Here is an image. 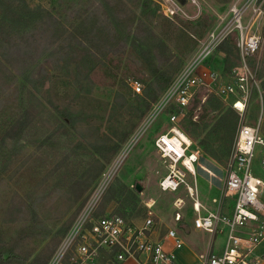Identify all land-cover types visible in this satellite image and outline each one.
<instances>
[{"label":"rangeland","instance_id":"rangeland-1","mask_svg":"<svg viewBox=\"0 0 264 264\" xmlns=\"http://www.w3.org/2000/svg\"><path fill=\"white\" fill-rule=\"evenodd\" d=\"M17 1L50 9L63 25L54 35L40 25L21 31L3 20L15 38L5 47L0 42V245L29 261L40 254L50 259L105 183L92 216L116 213L141 222L148 214L145 201L153 197L152 209L176 230L184 245L204 252L210 233L190 228L192 197L187 184L176 190L159 185L169 165L154 141L174 125L168 112L178 114V128L191 140L190 149L198 151L196 174L186 171L185 181L197 187L210 208L231 203L232 198L225 196V177L234 141L229 144L230 134L220 124L222 113L205 103L208 97L219 96L199 89L187 107L172 106L143 134L138 132L152 103L165 92V82H171L211 30L222 24L223 16L229 20L234 0H187L174 18L162 13L160 0ZM242 2L247 6L248 0ZM263 2L254 26L263 35L262 47L249 62L259 89L253 87L246 111L238 113L237 127L240 121L254 123L262 114L264 132ZM234 41L226 42L230 54L217 49L208 61L222 82L229 75L225 73L239 64ZM14 43L18 45L6 52V46ZM133 81L142 85L141 93L133 92ZM146 91L151 95L144 97ZM221 100L224 108L229 106ZM62 112L71 122L61 120ZM27 120L22 129L21 122ZM128 143L133 146L118 164V154ZM137 183L143 185L142 191L136 189ZM261 190L264 196V184ZM178 196L186 202L181 212L187 226L183 219H174ZM165 229L162 226L161 231ZM222 238L220 233L216 249ZM28 263L17 259L9 264ZM191 264H197L196 257Z\"/></svg>","mask_w":264,"mask_h":264},{"label":"built area","instance_id":"built-area-1","mask_svg":"<svg viewBox=\"0 0 264 264\" xmlns=\"http://www.w3.org/2000/svg\"><path fill=\"white\" fill-rule=\"evenodd\" d=\"M242 1L231 3L229 20L227 15L222 17V24L211 30L198 50L175 74L165 92L152 103L139 134H143L160 114L168 112L172 106L187 107L196 91L202 88L227 101L240 115L244 114L253 87L259 89L249 62L262 47L263 35L256 32L254 26L262 15L264 0H248L245 2L247 6ZM159 4L162 13L169 18L180 14L184 5L180 0H160ZM249 10L251 13L248 16ZM231 38L237 46L239 64L225 73L229 75L222 82L219 80L222 76L208 65V61L220 44ZM131 87L134 93L142 92V85L137 81H133ZM259 92L263 101V90ZM168 115L174 125L168 131L159 133L154 141L163 162L169 165L168 173L159 182L160 187L176 190L182 183L187 184L189 195L194 199L193 207L198 212L193 219L194 227L213 236L225 233L222 251L200 253L197 264H261L264 250L257 252V247L264 239V198L261 190L264 179L258 174L256 166L264 174L262 114L254 123L240 121L237 127L225 177V196L234 198L230 213L208 209L201 212L197 187L185 181L186 171L195 174L198 151L190 149V139V142L182 139L177 126L180 116L175 112H168ZM132 146L128 143L123 147L118 154V164L125 159ZM104 185L90 199L87 208L47 264H179L172 248H180L184 242L172 227L166 226L164 232L161 231L162 224L156 218L152 204L147 203L148 214L137 223L116 213L92 216L91 211ZM174 206V219L181 221L184 199L177 197ZM168 243L171 247L167 246Z\"/></svg>","mask_w":264,"mask_h":264},{"label":"trees","instance_id":"trees-1","mask_svg":"<svg viewBox=\"0 0 264 264\" xmlns=\"http://www.w3.org/2000/svg\"><path fill=\"white\" fill-rule=\"evenodd\" d=\"M0 3H2V12L3 17L0 19V42L4 43L3 46L5 47L6 44L13 41L15 38L13 33V30L8 29V24L4 23L5 20L11 21L13 24L10 26H14L15 28L23 31V29L29 27L30 25H40L42 28H44L45 33L54 34L56 35L59 30L61 29L63 23L62 21L55 15L50 9L45 7H40L39 5L37 7H31L30 5L24 6L21 2H18L17 0H0ZM4 20V21H3ZM19 33V32H18ZM227 40L222 42L219 46V49L227 52L230 54V49L228 48L229 45H227ZM15 45H18V43H14V45L6 46V52L13 50V47ZM29 48L31 44L27 45ZM236 47V46H235ZM238 51V50H237ZM239 58V53H238ZM227 69L229 68V65H226ZM228 72V71H227ZM169 79L165 82V85H169ZM262 88L264 89V80H262ZM151 95L150 92L146 91V94H144V97ZM157 94L152 95V99H155ZM31 103V100H28V104ZM205 103H210L211 108L213 110H218L221 114L219 116L220 124L223 125L224 131L228 134H230L229 138V144H232L234 141V134L236 132V127L238 123V112L232 107L227 106L224 108V102L221 100L220 97L217 96H210L207 98ZM206 108V107H205ZM225 109V110H224ZM30 108H28L25 111L26 116H29L30 114ZM61 120L63 122H71L70 118L67 117V114L61 113ZM19 120V119H18ZM17 120V122H18ZM28 120L21 122V128H25L26 125H28ZM15 127V124L9 128L8 131L13 130ZM115 147L113 150H111V155L116 152ZM1 243V241H0ZM0 245V264H9L14 260L21 259L22 263L28 264H47L48 257L45 258L44 256L37 255L32 260L29 261V258L21 257L20 255L16 254V252L9 247H6Z\"/></svg>","mask_w":264,"mask_h":264},{"label":"crops","instance_id":"crops-1","mask_svg":"<svg viewBox=\"0 0 264 264\" xmlns=\"http://www.w3.org/2000/svg\"><path fill=\"white\" fill-rule=\"evenodd\" d=\"M258 174L264 179V174L263 173H260L259 172V169H258ZM178 197H180V196H178ZM226 197H228V196H226ZM231 198H232V202L231 203H228V201H227V203L222 202L223 204L222 203L221 204H217L216 206L215 205L213 206L215 208H210V207H208L206 205L205 202H203V200L200 197L199 190H198V200H199V202H200V204L202 206L201 207V212L202 213H204L206 211V209H208V210H219L222 213H230L232 211V209H233V204H234V198L233 197H231ZM263 198H264V196H263ZM191 199H192V202L190 203L189 206H190V209L193 212V219H194V217L198 214V212L193 207L194 199L193 198H191ZM155 201L156 200L153 199V197H151L149 200L145 201V205L147 206V203L149 205L152 204V208H153V206L155 204ZM173 204H174V202H173ZM185 204H186V202L184 200V205ZM183 208H184V206H183ZM153 211L156 214V216H157L156 218L158 219V221L160 222V224H162V226L166 227L167 224L165 223V221L163 220V218L161 217V215L159 214V212L156 211L155 209H153ZM193 219H192V223H191V227L190 228H195L194 227V224H193ZM183 221H185V222H183ZM182 223H183L182 225L187 226V222H186V220L184 218V214H183ZM195 229H198V228H195ZM219 234L220 233H218L217 235H214V236L210 234V238L208 240V247H207V249L204 252H202V251L198 252L197 250L193 249L192 247L185 246L184 244L180 248H177V249L176 248H172L173 252L175 253L177 262L179 264H191V261H193V258L194 257L198 258V255L200 253H206V252H209V251H212V252H221L222 249H223V245H224L225 233L224 232L221 233L223 235V238H222V241H221V245H220V248L216 249L215 248V245H216L217 237H218ZM167 246L168 247H171V245L169 243L167 244ZM263 250H264V239L262 240V242L257 247V252H262ZM261 264H264V261Z\"/></svg>","mask_w":264,"mask_h":264},{"label":"water","instance_id":"water-1","mask_svg":"<svg viewBox=\"0 0 264 264\" xmlns=\"http://www.w3.org/2000/svg\"><path fill=\"white\" fill-rule=\"evenodd\" d=\"M181 3L185 4L186 3V0H180ZM136 189L139 190V191H142L143 189V185L140 184V183H137L136 184Z\"/></svg>","mask_w":264,"mask_h":264},{"label":"bare ground","instance_id":"bare-ground-1","mask_svg":"<svg viewBox=\"0 0 264 264\" xmlns=\"http://www.w3.org/2000/svg\"><path fill=\"white\" fill-rule=\"evenodd\" d=\"M180 133H181V136H182L183 140L185 139V140L190 142L189 138L184 133H182V132H180Z\"/></svg>","mask_w":264,"mask_h":264}]
</instances>
